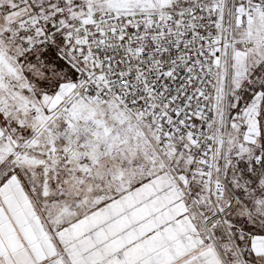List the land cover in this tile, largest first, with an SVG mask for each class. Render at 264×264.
<instances>
[{"label":"snow or ice","instance_id":"6c2138e0","mask_svg":"<svg viewBox=\"0 0 264 264\" xmlns=\"http://www.w3.org/2000/svg\"><path fill=\"white\" fill-rule=\"evenodd\" d=\"M0 264H264V0H0Z\"/></svg>","mask_w":264,"mask_h":264}]
</instances>
